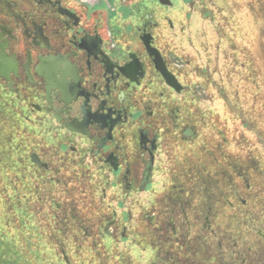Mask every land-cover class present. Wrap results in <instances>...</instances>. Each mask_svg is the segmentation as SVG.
I'll return each instance as SVG.
<instances>
[{"label":"flooded vegetation","instance_id":"af4514ba","mask_svg":"<svg viewBox=\"0 0 264 264\" xmlns=\"http://www.w3.org/2000/svg\"><path fill=\"white\" fill-rule=\"evenodd\" d=\"M109 1L0 0L4 190L16 208L47 210L51 248L66 264L109 254L114 264H264V218L244 198L239 241L213 247L212 192L198 213L197 188L182 185L172 154L185 89L177 60L148 19L129 36V9L119 26Z\"/></svg>","mask_w":264,"mask_h":264},{"label":"rangeland","instance_id":"374dc122","mask_svg":"<svg viewBox=\"0 0 264 264\" xmlns=\"http://www.w3.org/2000/svg\"><path fill=\"white\" fill-rule=\"evenodd\" d=\"M109 2L119 26L127 23L122 11L129 9V28H134L129 36L148 19L177 60L185 85L177 97L180 151H172L180 159L178 175L186 189L196 186L198 213L206 190L212 192L219 233L213 247L220 240L232 247L239 241L242 198L264 218V0H172L170 6L159 0ZM101 7L108 10L107 1ZM5 188L0 178V264H66L51 248L47 210L16 208L14 192ZM200 216L197 237L203 241ZM69 259L114 264L115 258Z\"/></svg>","mask_w":264,"mask_h":264},{"label":"water","instance_id":"95a60500","mask_svg":"<svg viewBox=\"0 0 264 264\" xmlns=\"http://www.w3.org/2000/svg\"><path fill=\"white\" fill-rule=\"evenodd\" d=\"M159 2L162 5H168V6L173 4L172 0H159ZM150 37L151 36L148 34L143 36V41L145 43L147 51L149 52V54L151 56H155L156 67L162 72V74L164 75L167 82L171 86H174L177 90L180 91L182 89L181 84L176 80L174 75L168 71V69H167V67H166V65H165V63L161 57L159 50L157 48L151 46ZM148 179H149V175H148V173H146L145 174V180L147 181Z\"/></svg>","mask_w":264,"mask_h":264},{"label":"trees","instance_id":"16d2710c","mask_svg":"<svg viewBox=\"0 0 264 264\" xmlns=\"http://www.w3.org/2000/svg\"><path fill=\"white\" fill-rule=\"evenodd\" d=\"M188 127H189V128H188L187 131H192V126H188ZM187 131H186V132H187ZM186 132H185V133H186Z\"/></svg>","mask_w":264,"mask_h":264}]
</instances>
